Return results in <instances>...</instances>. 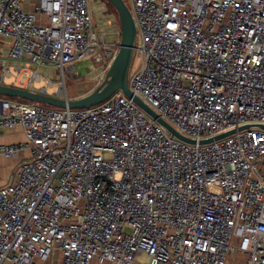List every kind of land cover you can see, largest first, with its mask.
Masks as SVG:
<instances>
[{"label":"built area","instance_id":"2783aa9c","mask_svg":"<svg viewBox=\"0 0 264 264\" xmlns=\"http://www.w3.org/2000/svg\"><path fill=\"white\" fill-rule=\"evenodd\" d=\"M130 1L142 62L129 87L196 142L122 91L88 108L0 100V134L26 137L0 156L31 154L0 186V264L56 253L58 264H264V129H241L264 125V0ZM94 11L93 0H0L8 59L28 75L19 84L69 99L88 58L102 80L121 29L98 28Z\"/></svg>","mask_w":264,"mask_h":264},{"label":"water","instance_id":"95a60500","mask_svg":"<svg viewBox=\"0 0 264 264\" xmlns=\"http://www.w3.org/2000/svg\"><path fill=\"white\" fill-rule=\"evenodd\" d=\"M108 2L115 8L118 14L121 29V43L119 52L114 60L111 69L106 74L104 79L97 85V87H95L92 91L78 97L60 99L29 90L25 87H17L0 83V95L21 98L24 100L39 102L59 108H88L105 102L113 94L122 91L126 96L133 99L134 102L142 107L147 113L157 119L175 136H177L181 140L195 143V140L182 135L180 132L174 129L167 121L161 118L151 107L145 104L143 100L135 95L130 89L129 79L138 42L136 22L130 7L124 0H108ZM251 127H259L264 129V125L259 124L246 125L241 129ZM234 132L235 130L224 132L217 135L215 138L203 139L200 141V143L212 142L213 140L221 139L230 134H233Z\"/></svg>","mask_w":264,"mask_h":264},{"label":"rangeland","instance_id":"374dc122","mask_svg":"<svg viewBox=\"0 0 264 264\" xmlns=\"http://www.w3.org/2000/svg\"><path fill=\"white\" fill-rule=\"evenodd\" d=\"M127 5L132 8V4L130 0H126ZM94 5V22L100 29H120V22L118 19L117 12L113 11L109 5L108 0H93ZM107 18H111V22L107 23ZM99 19H102V22H99ZM141 58L137 56V53H135V58L133 61L132 69L133 72L137 68L141 66ZM97 63L92 60L91 58H88L86 60H83L81 62H78L76 64V74L77 77L71 76L67 78V87H68V93L70 98L71 97H78L81 95L86 94L87 92L92 91L97 85L104 79L100 80L101 71H97L99 76L97 78L96 75H93L97 69ZM11 71L13 75L16 77L17 73L14 71L13 68H11ZM92 74V75H91ZM105 77V76H104ZM18 82L24 81L28 78V75L26 73H21L18 75ZM7 83H15L14 77L7 78ZM40 86L43 84H39ZM19 87H23L22 85H19ZM55 88L50 89V92H53ZM26 102H29L27 100ZM10 178V177H9Z\"/></svg>","mask_w":264,"mask_h":264},{"label":"crops","instance_id":"0c3cea01","mask_svg":"<svg viewBox=\"0 0 264 264\" xmlns=\"http://www.w3.org/2000/svg\"><path fill=\"white\" fill-rule=\"evenodd\" d=\"M9 47V40L0 36V74L5 67L13 68V62L8 59L7 50ZM18 74L15 77L11 71V75L8 78L14 77L15 83H7L6 81L2 84L13 85L19 87ZM7 79V78H6ZM1 83V82H0ZM77 97V96H76ZM8 96L0 95V100L8 99ZM26 140L24 129L21 126L15 129L8 130L0 134V144L2 143H17L24 142ZM31 154L29 151H23L17 158H6L0 156V186L6 184L12 179L16 178L17 169L22 162L30 158ZM10 177V178H9ZM240 264H244L245 257L241 254L237 255ZM61 259L59 253H56L48 262L43 264H58Z\"/></svg>","mask_w":264,"mask_h":264},{"label":"trees","instance_id":"16d2710c","mask_svg":"<svg viewBox=\"0 0 264 264\" xmlns=\"http://www.w3.org/2000/svg\"><path fill=\"white\" fill-rule=\"evenodd\" d=\"M109 5H110V7H111V9L113 10V11H115V12H117L116 10H115V8L109 3ZM8 99H11V100H20V101H27V100H24V99H21V98H15V97H9Z\"/></svg>","mask_w":264,"mask_h":264}]
</instances>
